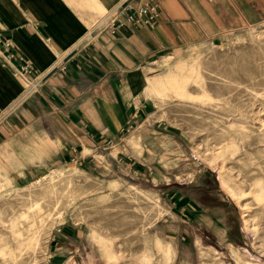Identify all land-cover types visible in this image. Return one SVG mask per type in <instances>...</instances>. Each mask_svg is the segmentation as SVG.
Returning a JSON list of instances; mask_svg holds the SVG:
<instances>
[{"label": "crops", "instance_id": "1", "mask_svg": "<svg viewBox=\"0 0 264 264\" xmlns=\"http://www.w3.org/2000/svg\"><path fill=\"white\" fill-rule=\"evenodd\" d=\"M128 1L138 0H0V32L40 72L36 91L22 99L26 82L0 60V179L6 163L19 172L9 176L12 180L46 176L55 164L74 165L108 182L127 183L134 175L160 179L158 171L177 161L174 154L182 155L186 146L177 129L151 117L144 92L150 66L190 45L221 43L264 22V0H162L152 26L111 34L106 16ZM192 163L199 167L195 159ZM205 179L213 182L207 174ZM198 190L223 191L204 183ZM209 194L221 202L210 209L232 223L229 202ZM190 204L178 209L203 222L207 209ZM215 221L216 242L241 251L227 264H264L262 254L248 256L246 230L234 227L242 239L228 241L230 226ZM85 239L76 226L59 227L48 263L74 264L81 252L87 260ZM197 242L202 243L194 240V248Z\"/></svg>", "mask_w": 264, "mask_h": 264}, {"label": "rangeland", "instance_id": "2", "mask_svg": "<svg viewBox=\"0 0 264 264\" xmlns=\"http://www.w3.org/2000/svg\"><path fill=\"white\" fill-rule=\"evenodd\" d=\"M182 64L189 67L182 73L184 77H165L169 69ZM149 70L147 82L157 76L158 92H163L161 86L168 82L184 85L186 93L194 94L192 103L168 91L170 96L164 98L161 112L152 101L157 98L144 91L151 117L178 130L181 145L186 146L182 155L174 154L177 161L163 165L166 170L158 171L160 179L134 175L127 183L98 179L71 164L53 165L45 178L12 180L9 176L19 172L13 170L12 163L4 164L0 179V264H49L51 238L65 225L76 226L86 235L82 244L88 258L84 260L81 252L74 264H162L165 243L174 250L169 264H227L229 256L236 261L239 249L216 242L215 220L230 226L233 232L228 241L242 239L234 227L246 230L251 243L248 256L262 254L264 258V22L246 27L221 43L190 45L158 59ZM196 83L204 84L216 106L197 102L200 90ZM194 159L199 167L195 168ZM198 168L201 171L193 178ZM52 169L62 173L51 177ZM204 174L213 182L202 181ZM202 183L223 191H199ZM208 193L221 194L229 202L232 223L225 213L218 215L210 209L221 202ZM191 202L208 210L203 222L178 209L182 203L192 207ZM35 204L45 215L44 228L38 243L30 245L28 233L15 232L24 227L19 223L20 213H29ZM198 239L202 243L197 242L194 248L192 242Z\"/></svg>", "mask_w": 264, "mask_h": 264}, {"label": "built area", "instance_id": "3", "mask_svg": "<svg viewBox=\"0 0 264 264\" xmlns=\"http://www.w3.org/2000/svg\"><path fill=\"white\" fill-rule=\"evenodd\" d=\"M162 0H138L136 5L129 1L120 6L114 13L106 16L111 34L127 27L152 26L159 17ZM15 59L18 64L14 65ZM0 60L11 65L15 75L26 82L22 99L36 91L40 72L19 52L14 49L11 39L0 32ZM129 128L125 130L128 133ZM111 140L108 141V144Z\"/></svg>", "mask_w": 264, "mask_h": 264}, {"label": "bare ground", "instance_id": "4", "mask_svg": "<svg viewBox=\"0 0 264 264\" xmlns=\"http://www.w3.org/2000/svg\"><path fill=\"white\" fill-rule=\"evenodd\" d=\"M94 1V0H93ZM83 2H85V1H83ZM82 2V3H83ZM80 3V2H79ZM88 3V2H87ZM94 4V3H93ZM97 3H95V5H96ZM85 5V4H84ZM88 5H90L91 6V4H89L88 3ZM98 5V4H97ZM80 7H83V4H82V6H80ZM85 7V6H84ZM83 7V8H84ZM77 8V7H76ZM92 9V8H91ZM85 11L87 10V9H84ZM95 10V9H94ZM102 10V9H101ZM97 11H98V9H97ZM114 11V10H113ZM90 12H92V11H89V13ZM94 13V12H93ZM97 13V12H96ZM96 13H94V14H96ZM100 14V13H99ZM106 14H108V13H106ZM98 15V14H97ZM104 16V15H103ZM94 17V16H93ZM97 23V22H96ZM96 25V24H95ZM94 27V26H93ZM89 29V28H88ZM189 69V67H187L186 65H184V64H182V65H179V66H177V67H175V69L173 70V71H170L171 69H169V71H168V73L165 75V77H173L174 75H176V76H183L184 77V75H182V73L184 72V71H186V69ZM191 69V68H190ZM188 71V70H187ZM187 73V72H186ZM185 73V74H186ZM189 73V72H188ZM192 73V72H191ZM195 73V72H194ZM194 73H192V75L194 74ZM200 74V73H199ZM198 74V75H199ZM187 75H189V74H187ZM191 75V76H192ZM197 75V76H198ZM186 77H189V76H186ZM196 77V76H195ZM192 78V77H191ZM198 78H200V77H198ZM194 79V78H193ZM200 79H202V77L200 78ZM198 80V79H197ZM156 81H159V79L157 78V76H155L154 78H151L150 80H149V82H148V84H147V86H146V91H147V94H148V96L149 97H156L157 99H154V100H152L153 101V103H154V105L159 109V111H163V107H164V105H165V102H164V98L165 97H168V96H170V94L168 93V91H174V93L175 94H177V95H180L178 98H181V99H183V98H186V99H189V100H194L193 98H192V96L191 95H194V94H190V92H188L187 91V93H189V94H187L186 93V91H185V86L184 85H178V84H173V85H171L170 83H166L164 86H161V91H163V92H160V90H159V92H158V88H159V86H157L158 85V83L156 82ZM200 82H202L203 83V80L202 81H200ZM196 84H198V83H196ZM195 84V85H196ZM204 84H202V86H201V84H200V86H199V84H198V86H199V93L197 94L198 95V97H196L197 98V102L199 101L200 103H205V105L206 104H210V105H213V106H216V105H214L213 104V102H212V98L211 97H209L208 95H207V92H206V90L204 89V86H203ZM198 90V89H197ZM198 92V91H197ZM153 99V98H152ZM196 100V99H195ZM166 102H168V101H166ZM192 103H194V101L192 102ZM218 103V102H217ZM197 105H198V103H197ZM219 105H221V104H219ZM226 105V104H225ZM207 106V105H206ZM224 108H225V106H224V104L222 105ZM193 107V106H192ZM210 107V106H209ZM196 108V107H195ZM212 108V107H211ZM214 111V110H213ZM229 112V111H228ZM226 115V114H225ZM227 118V117H226ZM231 118V117H230ZM60 172V174L62 173L61 172V170H53L52 171V175H51V177H54L56 174H58ZM223 174V173H222ZM221 174V175H222ZM225 174V173H224ZM223 174V175H224ZM46 176H44V177H42V178H45ZM224 180H225V178H223ZM224 180H222L221 182V184H222V186L224 187L225 186V182H224ZM226 181V180H225ZM38 182V181H37ZM227 186V185H226ZM225 188V187H224ZM256 191H258V190H256ZM37 203H38V201H37ZM29 209H30V211H28L29 213H26V212H23V213H20V216L19 217H22V221H20L19 223L22 225L23 224V228L22 227H20V229H17L16 230V234L17 235H22V233H28L29 234V237H28V239L30 240L29 242H30V245L32 244V245H36L37 243H38V235H39V233L40 232H42V230H43V228H44V216H43V214H40V212L42 211V208H41V206H38V205H34V206H31V207H29ZM27 210H28V208H27ZM3 211V210H2ZM9 211V210H8ZM5 212H7V211H5ZM46 214V213H45ZM47 218H49V217H47ZM18 222V221H17ZM12 223V222H11ZM12 227H14L15 226V223H13L12 225H11ZM12 227H11V229H12ZM22 228V229H21ZM27 242V241H26ZM20 245V244H19ZM173 254H174V250H173V247L170 245V244H168V243H165V245H164V247H162V264H169L170 263V261H171V259H172V257H173ZM147 260V259H146Z\"/></svg>", "mask_w": 264, "mask_h": 264}]
</instances>
